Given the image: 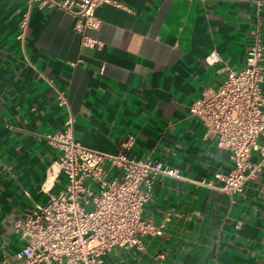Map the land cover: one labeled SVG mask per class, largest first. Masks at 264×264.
<instances>
[{
  "label": "crops",
  "instance_id": "1",
  "mask_svg": "<svg viewBox=\"0 0 264 264\" xmlns=\"http://www.w3.org/2000/svg\"><path fill=\"white\" fill-rule=\"evenodd\" d=\"M116 1L96 9L101 27L87 33L102 45L89 48L74 16L36 6L19 40L27 2L0 0V264L15 263L22 247L14 223L65 188L49 173L60 154L46 137L68 114L82 146L160 161L181 176L159 177L143 208L162 235L144 237V250L113 249L104 264H264V166L243 192L221 191L216 175L230 173L232 154L189 112L246 66L254 35L264 46V0ZM251 161L260 165L261 153Z\"/></svg>",
  "mask_w": 264,
  "mask_h": 264
},
{
  "label": "built area",
  "instance_id": "2",
  "mask_svg": "<svg viewBox=\"0 0 264 264\" xmlns=\"http://www.w3.org/2000/svg\"><path fill=\"white\" fill-rule=\"evenodd\" d=\"M26 2L19 22V40L26 38L36 6L74 16L75 30L89 48L102 45L87 33L101 27L96 9L104 4L121 7L116 0ZM252 39L246 66L230 69L218 89L205 91L189 107L190 116L202 123L219 147L232 154L230 173L216 175L223 183L221 191L229 195L243 192L245 184L257 178L260 166H264V148L259 145L264 135V46L258 35ZM216 62L207 58L210 65ZM49 84L52 86V80ZM58 102L61 107L67 105L61 91ZM46 139L60 154L49 173L63 175L65 188L50 194L45 205L35 207L14 223L23 244L13 264H104V256L113 249L144 250V237L162 235L163 225L144 219L143 208L159 177L181 178L177 169L149 158L137 161L124 152L112 155L82 146L75 141L71 114L63 129ZM133 143L134 137H129L122 148L128 150ZM254 151L261 153L260 165L251 161ZM111 169H117L119 174L108 179Z\"/></svg>",
  "mask_w": 264,
  "mask_h": 264
}]
</instances>
